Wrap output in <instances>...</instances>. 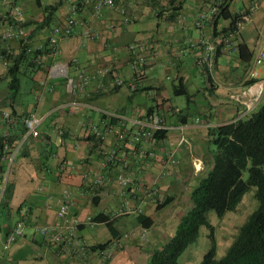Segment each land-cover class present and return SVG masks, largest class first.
<instances>
[{"label":"crops","instance_id":"crops-1","mask_svg":"<svg viewBox=\"0 0 264 264\" xmlns=\"http://www.w3.org/2000/svg\"><path fill=\"white\" fill-rule=\"evenodd\" d=\"M118 1L124 11L105 8L95 17L92 4L81 0H13L22 9L28 44L34 49L45 50L53 27L67 19L75 4L78 22L73 34L61 39L55 58L44 51L38 57L40 69L23 68L15 92L10 89L5 57L17 55L22 40L0 37V136L20 132L23 116L31 112L42 117L37 135H22L12 145L16 154L0 204V264H83L85 260L90 264H148L152 252L174 234L191 205V190L213 166L209 128L246 116L264 104V91L253 108L245 104L264 80V0L238 31L229 30L231 18L218 14L204 27L195 25V19L215 0ZM250 2L224 0V7L227 5L232 15L241 14ZM49 5L56 8L46 9ZM10 21L13 15L8 0H0V33ZM88 29L96 37L88 36ZM204 34L218 48L212 70H204L196 62L204 50L197 47ZM137 42L147 43L137 51L148 58L145 73L135 89L117 86L116 78L130 80L134 76L129 46ZM240 42L253 53L249 62L233 48ZM73 57L89 73L109 70L91 80L89 94L71 92L64 77L48 78L53 60ZM253 68L258 70L257 78L249 77ZM70 75H76L74 66ZM105 110L128 119L160 113L170 129L154 142L136 144L130 155L128 146L121 145L113 132H108L104 140L91 133V124H100ZM4 111L13 112L21 121L7 123L2 117ZM184 122L189 126L182 133L179 126ZM119 124L131 127L129 120ZM182 134L185 141L180 144ZM104 147L116 148L120 158L129 157L134 179L125 189V197L131 205H136L133 196L144 189L156 190L153 199L139 204L140 213L153 220L150 227L143 226L134 213L112 221L117 236L106 223H84L97 210L102 212L99 220H104L106 212L124 201L117 181L122 171L120 160L100 170L107 177L105 185L96 191L87 188L99 169ZM172 152L175 161L165 167ZM62 162L67 165L66 172L60 170ZM66 189L71 191L72 215L83 221L80 236L88 247L78 258L66 253L67 246L49 245L47 237L36 230L39 225L56 221V210ZM171 196L169 205L176 208L178 219L170 230L175 215L164 216L161 221L165 212L157 207V200ZM22 215L26 218L25 234L5 249L6 235ZM118 238L121 243L114 246ZM107 241L104 247L96 248ZM108 246L112 254L105 258L100 250Z\"/></svg>","mask_w":264,"mask_h":264},{"label":"built area","instance_id":"built-area-1","mask_svg":"<svg viewBox=\"0 0 264 264\" xmlns=\"http://www.w3.org/2000/svg\"><path fill=\"white\" fill-rule=\"evenodd\" d=\"M261 0H251L247 9H245L239 16L236 22L238 31L243 24L250 18L251 14L259 8ZM83 3H91L93 6V15L97 17L105 8L117 9L124 11L123 8L119 6L118 0H81ZM8 5L10 6L11 14L13 15V21H10L1 31L0 37L6 39L20 38L24 43L28 42L29 31L24 25L23 12L20 6L13 3V0H8ZM77 4L73 6L72 13L67 17V19L61 24L53 27L50 35L48 36L46 48L49 51V55L55 58L60 52V41L63 37L70 36L73 34L77 19ZM224 7V0H215L209 7L201 12V14L195 19V25L198 27H204L206 23L213 18L215 15ZM88 36L94 38L96 33H93L91 29L86 30ZM147 43L137 42L129 46L130 52H132L133 57L130 61V65L133 69L134 76L130 80H124L121 77L115 79V84L117 86H127L131 89L137 87L138 79L145 73L147 57L144 54L137 53V51L145 47ZM199 49H203V53L200 54L196 60L197 64L203 68L212 70L213 62L217 54V46L209 39V37L204 34L197 44ZM42 48V46H41ZM235 51L238 49L237 44H233ZM261 59H257V63H260ZM74 66L76 70V75H70V69ZM108 69L98 70L96 73H89L86 69L82 68L78 64V59L76 57L71 58L68 61H58L53 60L48 68V78H58L64 77L66 79V84L71 92H81L82 94H89L88 85L91 80L95 78L98 74H105ZM259 76L258 70L253 68L250 71V78H257ZM251 92V88L248 89ZM264 91V80L260 82L259 90L251 95L250 99L245 101L248 108H253L255 101L258 99ZM2 117L7 121V123H13L16 119H19L17 115L12 114L11 111L2 112ZM112 119H116V123H111ZM200 118H197L199 120ZM24 125L26 127V132L24 133V138H29L32 135H37L39 132L40 124L42 123V117L35 112H31L22 118ZM129 120L131 127H125L119 123ZM189 126L188 122L180 124L179 129L183 131ZM91 133L97 135L101 139L106 138L108 132H113L117 138V141L121 145L128 146L130 155L134 153L135 145L138 143L154 142L157 140L156 134L158 132L167 131L170 129L166 119L160 113L151 112L144 117H137L128 119L125 115L117 114L112 111H104L103 118L100 124H91ZM7 135V134H6ZM185 141V136L182 134L180 139V144ZM7 155L6 167L3 171H0V204L3 200L6 185L8 182V177L10 173L11 166L15 157V149L8 143L7 137L3 139ZM102 157L100 158L98 164L99 169L94 173V176L89 180L87 188L90 191H96L101 188L107 182V177L100 170L109 168V166L115 164L120 160V165L122 171L117 175V181L122 186V195L124 196V201L122 205L118 208L110 210L105 213L106 217L104 220H99L102 212L97 210L94 213L88 215L84 223L86 224H97V223H110L117 218H120L127 214H139L141 211L142 204L147 199H153L157 194L153 187L144 189L143 193L133 196L134 203L136 205H131L129 199L125 197V189L127 186L133 182V174L129 170L131 162L129 157L120 158L116 148H103ZM150 154L154 155L152 151ZM129 156V155H128ZM174 152H172L169 159L165 162V167L174 162ZM67 165L65 162L60 164V170L66 172ZM68 173V172H67ZM70 175V173H69ZM71 191L69 189L64 190L58 209L56 210V221L51 224L39 225L36 227L37 232L47 237L49 245H63L67 246L66 253L74 258H78L83 252L87 250L86 242L80 236V225L83 223L82 220L72 215L71 212ZM25 216V215H24ZM22 217L17 220L14 224L12 230L6 235L4 241V248H9L12 243L16 242L19 237L25 234L26 229V218ZM128 236V234H125ZM144 237V234L142 235ZM121 240L115 239L114 246L119 245ZM100 252L108 258L112 254L111 246L102 248ZM83 264H90L89 261L85 260Z\"/></svg>","mask_w":264,"mask_h":264},{"label":"trees","instance_id":"trees-1","mask_svg":"<svg viewBox=\"0 0 264 264\" xmlns=\"http://www.w3.org/2000/svg\"><path fill=\"white\" fill-rule=\"evenodd\" d=\"M45 8L50 10L56 6L49 5ZM239 15H232L227 5L218 14L224 19H232L229 26V30L232 31L237 29L236 22ZM237 45V52L241 59L249 62L253 53L247 50V44L240 42ZM245 50L248 52L247 55ZM44 51L49 54L47 48ZM44 51L34 49L28 42L22 41V49L17 55H6L8 74L11 76V90L15 92L19 88L21 83L19 74L24 72V69L31 67L38 70L42 67L38 57ZM253 81L251 80L250 83ZM116 122V119L111 120V123ZM25 132L24 125L15 135L0 136V171L6 167V158L9 154L6 152L3 139L7 137L8 143L12 146ZM166 132H158L157 139L162 138ZM209 133L212 135L214 146L213 166L191 190V205L181 217L174 234L160 248L152 252L148 264H180V256L198 240L202 226H206L210 231L208 237L211 245L199 264H264V104L246 116L238 117L217 127H210ZM245 173L248 174L247 178L244 177ZM252 187L256 188L255 198L258 205L241 225L237 237L226 253L218 258L215 227L210 222L208 213L214 211L218 217H223L227 212L236 210ZM6 190L7 185L5 193ZM172 200V196L162 202L157 200V207L161 209ZM137 219L145 227H150L153 223L150 216L142 213L137 214ZM106 225L113 235L117 236L113 231L112 222ZM108 242L98 244L96 248L104 247Z\"/></svg>","mask_w":264,"mask_h":264},{"label":"rangeland","instance_id":"rangeland-1","mask_svg":"<svg viewBox=\"0 0 264 264\" xmlns=\"http://www.w3.org/2000/svg\"><path fill=\"white\" fill-rule=\"evenodd\" d=\"M248 174L245 173L244 177L247 178ZM256 188L252 187L244 196L243 200L239 204L236 210L229 211L223 217H218L214 211L208 213L210 222L214 225V236L216 239L217 257L223 256L234 239L237 237L239 228L246 221L248 216L256 209L258 201L255 198ZM165 197L162 198L164 200ZM162 202V201H161ZM166 207V208H165ZM165 214L162 215L165 218L171 214L175 215L176 208L172 205H165ZM172 217V216H171ZM178 216L172 217V221L169 223L170 230L174 226V222L177 221ZM210 231L206 226H202L200 229V236L198 240L186 249V251L180 256V264H199L203 258V255L208 251L211 240L208 237Z\"/></svg>","mask_w":264,"mask_h":264}]
</instances>
